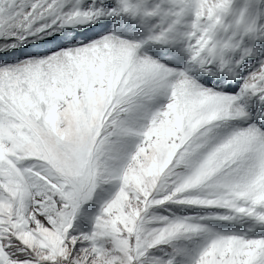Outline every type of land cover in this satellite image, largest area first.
I'll use <instances>...</instances> for the list:
<instances>
[{"label":"snow or ice","instance_id":"obj_1","mask_svg":"<svg viewBox=\"0 0 264 264\" xmlns=\"http://www.w3.org/2000/svg\"><path fill=\"white\" fill-rule=\"evenodd\" d=\"M0 264H264V0H0Z\"/></svg>","mask_w":264,"mask_h":264}]
</instances>
